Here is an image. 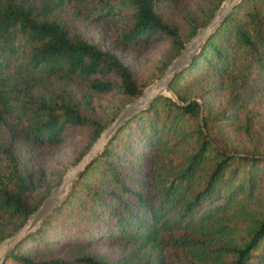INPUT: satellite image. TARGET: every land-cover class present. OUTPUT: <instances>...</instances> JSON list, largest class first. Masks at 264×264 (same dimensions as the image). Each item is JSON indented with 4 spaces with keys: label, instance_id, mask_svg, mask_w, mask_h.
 <instances>
[{
    "label": "trees",
    "instance_id": "obj_1",
    "mask_svg": "<svg viewBox=\"0 0 264 264\" xmlns=\"http://www.w3.org/2000/svg\"><path fill=\"white\" fill-rule=\"evenodd\" d=\"M221 1L0 0V240ZM149 46L135 67L117 53ZM169 88L1 264H264V0H240Z\"/></svg>",
    "mask_w": 264,
    "mask_h": 264
},
{
    "label": "water",
    "instance_id": "obj_2",
    "mask_svg": "<svg viewBox=\"0 0 264 264\" xmlns=\"http://www.w3.org/2000/svg\"><path fill=\"white\" fill-rule=\"evenodd\" d=\"M239 1L222 0L209 20L202 26H199L196 32L183 43L178 54L172 58L160 75L145 85L139 95L127 102L98 133L81 157L75 163L67 166L59 182L51 186L48 193L29 214L27 219L13 233L0 240V264L3 262L9 249L34 230L56 206L67 198L77 176L92 158L104 148L107 141L127 119L139 110L147 108L151 101L159 95H167L176 99L169 88V83L174 74L190 62L192 56L198 51L204 40L216 30Z\"/></svg>",
    "mask_w": 264,
    "mask_h": 264
},
{
    "label": "rangeland",
    "instance_id": "obj_3",
    "mask_svg": "<svg viewBox=\"0 0 264 264\" xmlns=\"http://www.w3.org/2000/svg\"><path fill=\"white\" fill-rule=\"evenodd\" d=\"M89 31H90V29H89ZM92 31H94V29H92ZM154 51H155V47L149 46V47H145V48L139 50L136 54L128 51L127 49L121 50V51L117 50V53L122 56V59L125 62L130 63L131 65H133L135 67V66H139L138 64L140 63L142 58H146V57L151 56L154 53ZM60 153H61V151H60ZM58 160H59L58 153L54 154L50 159H47L46 161L44 160L43 165H44V168L46 169V171L50 167L54 166ZM95 248H97L99 250H106L107 252L112 253V251L114 250V245H109V246L99 245V246H95Z\"/></svg>",
    "mask_w": 264,
    "mask_h": 264
}]
</instances>
